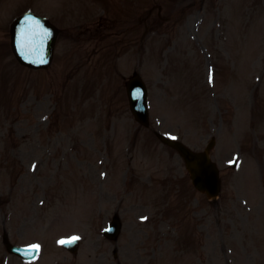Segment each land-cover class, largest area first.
Instances as JSON below:
<instances>
[{
    "label": "rangeland",
    "instance_id": "obj_1",
    "mask_svg": "<svg viewBox=\"0 0 264 264\" xmlns=\"http://www.w3.org/2000/svg\"><path fill=\"white\" fill-rule=\"evenodd\" d=\"M55 1L46 4L51 15ZM93 1H64L73 4L72 22L48 71L20 67L8 39L14 15L0 16V76H8L7 84L0 79V234L11 230L14 243L39 244V264L62 260L56 242L77 235L79 252L66 264H111L100 230L118 213L121 241L148 231L147 264H264V0ZM88 3L100 5L90 16ZM13 5L45 10L43 0ZM102 9L103 16L111 10V78L92 79L90 71H106L107 63L89 67L62 54L80 39L85 50L96 44ZM82 16L89 18L75 23ZM82 22L89 26L76 39ZM132 71L148 88L154 129L196 149L215 138L218 201L194 194L177 156L134 124L123 86ZM234 156L239 165L230 169ZM112 170L118 182L111 183ZM170 173L177 178L167 189L161 178ZM130 176L140 177L131 196L124 192ZM187 212L192 222H181L179 237H160Z\"/></svg>",
    "mask_w": 264,
    "mask_h": 264
},
{
    "label": "water",
    "instance_id": "obj_2",
    "mask_svg": "<svg viewBox=\"0 0 264 264\" xmlns=\"http://www.w3.org/2000/svg\"><path fill=\"white\" fill-rule=\"evenodd\" d=\"M42 30L37 27L35 30L32 28H26L24 30L25 32V39L23 41L24 47L19 49V53L21 56L18 57V60L21 64L25 65V67L30 68H41L46 67V65L49 64L51 55L52 54V48H53V35L48 37V42L46 44L41 43L44 41L43 35H41ZM50 33V30H48ZM14 33L17 34L18 32L14 30ZM14 34V35H15ZM18 47V43L16 45ZM18 49V48H17ZM43 58L46 62L45 63H39L38 60L40 58ZM126 91H127V97L129 100V106L130 110L134 116V118L140 122L141 124L147 125L148 117H147V103L146 102V89L143 83L141 82L138 75H134L129 82H126ZM139 92V97H136V93ZM178 150L181 152L184 156V158L187 160V162H193L197 159V156L190 155L189 151L182 147L179 144H173ZM206 160V158L204 157ZM206 162H202V165L198 168H193L192 171L195 172L196 178L198 181L199 187H205V183H207L206 180H208V177L211 181V185L213 184V190L215 189V180L212 173H209L211 170L205 166ZM213 180V182H212ZM204 183V184H203ZM208 186H206L207 188Z\"/></svg>",
    "mask_w": 264,
    "mask_h": 264
},
{
    "label": "snow or ice",
    "instance_id": "obj_3",
    "mask_svg": "<svg viewBox=\"0 0 264 264\" xmlns=\"http://www.w3.org/2000/svg\"><path fill=\"white\" fill-rule=\"evenodd\" d=\"M27 20H29L31 22V18H26ZM29 25H26V27H29ZM49 35V33L45 30L44 32V36H47ZM24 38H25V32L24 30H21L19 36H18V50L23 48L24 47ZM39 63H45L46 61L41 57L39 60H38ZM210 82H211V77H210ZM140 93L137 92L136 93V97H139ZM235 161H231L230 163H233ZM79 237H72L70 240H61L59 241L58 243L60 244H66V243H71V242H74L76 240H78ZM39 250H40V245L39 244H31V245H28V248H27V254L28 255H32L33 253H36V254H39Z\"/></svg>",
    "mask_w": 264,
    "mask_h": 264
}]
</instances>
